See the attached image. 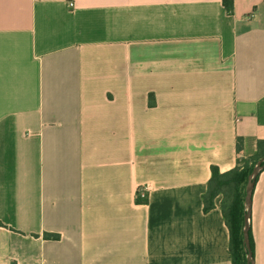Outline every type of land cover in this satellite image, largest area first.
I'll use <instances>...</instances> for the list:
<instances>
[{"label": "crops", "instance_id": "obj_1", "mask_svg": "<svg viewBox=\"0 0 264 264\" xmlns=\"http://www.w3.org/2000/svg\"><path fill=\"white\" fill-rule=\"evenodd\" d=\"M233 3L0 0V264H233L203 196L264 140V0ZM250 235L264 264V170Z\"/></svg>", "mask_w": 264, "mask_h": 264}, {"label": "trees", "instance_id": "obj_2", "mask_svg": "<svg viewBox=\"0 0 264 264\" xmlns=\"http://www.w3.org/2000/svg\"><path fill=\"white\" fill-rule=\"evenodd\" d=\"M223 4L229 14L233 13V0H223ZM240 150V145L237 146ZM264 157V140L257 143L256 152L247 159L239 160L237 166L227 172H220L219 168L213 166L212 176L208 183V188L203 196L205 211H209L215 206V199L222 196V211L230 231V252L233 264L247 263V250L244 243V202L245 188L248 175L251 173L258 160ZM58 234L43 235L44 239H59ZM252 252L254 250L253 240L250 235ZM254 259V253H253Z\"/></svg>", "mask_w": 264, "mask_h": 264}, {"label": "water", "instance_id": "obj_3", "mask_svg": "<svg viewBox=\"0 0 264 264\" xmlns=\"http://www.w3.org/2000/svg\"><path fill=\"white\" fill-rule=\"evenodd\" d=\"M264 170V157L257 161L254 165L251 173L248 175L247 184L245 188V202H244V225H243V235L244 243L247 250V263L254 264L253 252L250 243V227H251V205H252V195L255 187L256 180L259 174Z\"/></svg>", "mask_w": 264, "mask_h": 264}, {"label": "built area", "instance_id": "obj_4", "mask_svg": "<svg viewBox=\"0 0 264 264\" xmlns=\"http://www.w3.org/2000/svg\"><path fill=\"white\" fill-rule=\"evenodd\" d=\"M73 5H74L73 3H69L70 7H73ZM149 193H150V187L148 185L139 186L137 189V199L144 200L148 198Z\"/></svg>", "mask_w": 264, "mask_h": 264}]
</instances>
